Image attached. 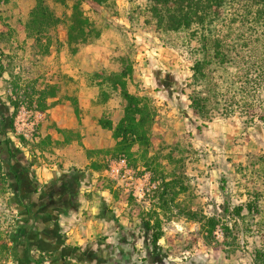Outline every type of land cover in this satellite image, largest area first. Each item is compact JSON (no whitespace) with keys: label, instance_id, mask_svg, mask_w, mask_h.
<instances>
[{"label":"rangeland","instance_id":"374dc122","mask_svg":"<svg viewBox=\"0 0 264 264\" xmlns=\"http://www.w3.org/2000/svg\"><path fill=\"white\" fill-rule=\"evenodd\" d=\"M46 3L63 23L44 37L50 39V48L47 55H42L24 29L34 1L0 0V52L4 68L0 78V102L7 107L0 105V110L6 112V124L13 112L7 100L12 96V83L17 82L21 89L34 86L36 90L45 88L46 94L54 93L58 100L47 99L49 108L68 98L71 107L74 108L75 100L79 108L71 83L79 74L89 82L93 73L71 75L76 62L65 42V27L73 0H46ZM149 6L148 0H112L98 14H93L82 3L100 33L108 27L114 29V24L122 28L120 35H123L125 48L114 57V62L120 65L121 58L129 61L133 73L127 84L128 91L147 97L157 111L151 126L152 143L145 150L134 147L135 167L130 168L123 161L124 180L109 174L110 166L120 160H111L104 154L92 155V160L104 166L101 171L94 172L88 165L82 169L87 173L90 189L83 191L82 198L90 202L88 207L95 205L97 208L100 202L105 203L106 210L114 216L113 224L122 226L123 233V245H118L123 250L119 251L116 246L119 239L108 236L110 245L102 243L100 247L105 250L106 262L96 260L93 264H158L154 260L145 262L149 258L143 243L146 235L140 226L149 216H157L160 220L159 264H253L255 252H264V40L261 27L251 21L242 23L240 16L245 5L223 10L214 38L219 39L227 58L223 66L218 63L208 66L205 70L207 83L198 87L191 71L194 61L201 58L197 28L158 29ZM116 19L128 26L116 23ZM117 28L114 29L116 33ZM95 39L92 36L88 44ZM56 51H60L58 63L51 59ZM207 88H211L212 100L208 104L207 117L200 118L190 109L188 95L195 96ZM111 99L108 109L101 115L105 119L114 117L117 110L122 111L123 101L119 95L112 94ZM45 112L36 111L34 103L30 110L20 104L12 118L14 133L3 134L0 130V136L1 140L9 138L28 163L40 164L47 172L54 167L62 168L64 162L57 150L64 147V140H74L84 146L76 133H58ZM37 113L43 114V118L38 119ZM79 114H82L80 108ZM50 129L54 136L60 134L63 140L59 142L52 137L47 140L50 135L45 134ZM144 151L145 155L141 156ZM84 154L87 157L86 150ZM0 165L3 168V164ZM12 171L22 172L18 174L22 187L14 181L5 182L0 175V243L11 242L21 220L27 217L22 214L24 207L16 198L24 202L33 199L35 191L40 189L43 194V189L48 190L47 185H38L25 166L15 165ZM39 178L44 179L40 173ZM161 180L171 182L164 187V205L158 201ZM248 204L255 207L252 213L245 209ZM220 206H227L229 211L243 206L242 217L233 221L226 216L224 220ZM83 210L84 227L89 226L93 231V215L88 209ZM190 212L197 213L198 217L214 216L226 221L237 238L234 246L223 249L206 245L198 224L189 218ZM105 228L101 224L96 229L102 241L106 238ZM216 237L222 242L218 229ZM111 244L114 248L109 247ZM23 254L19 253L22 259L25 258ZM129 254L132 255L130 262L126 260ZM15 259L16 252L13 249L4 251L0 244V264L20 263ZM68 264L85 263L70 260Z\"/></svg>","mask_w":264,"mask_h":264},{"label":"trees","instance_id":"16d2710c","mask_svg":"<svg viewBox=\"0 0 264 264\" xmlns=\"http://www.w3.org/2000/svg\"><path fill=\"white\" fill-rule=\"evenodd\" d=\"M33 1L34 4L29 11L28 20L24 25V29L26 36L32 39L36 46L40 48L42 55H47L50 48V39H45L44 37H46L51 29L56 28L63 22L54 14L46 3V0ZM59 1L62 2L64 0ZM111 1L73 0L71 13L65 27V42L72 54L76 53L79 46L88 44L92 36L98 38L100 35V32L95 28L94 22L89 19L82 8V3L88 6L91 13L98 14ZM148 3L150 4L149 12L156 21V27L158 29L163 28L168 31H178L181 29L189 30L192 26L197 28L196 33L200 34L199 52L201 58L194 61L191 71L194 83L198 87H202L203 84L207 83L208 76L205 72L206 68L212 63H218L223 66L227 58L226 52L220 47L219 39L214 38L215 27L221 21L223 10H235L237 7H243L245 5V10L240 16L242 23L246 24L247 21H251L253 24L259 25L264 40V0H148ZM44 39L46 42L42 44ZM120 61L121 68L118 72L106 73L104 70H99L93 72L90 76L91 83L99 90L98 101L100 103L107 102L111 98V95L115 93L123 101L122 116L116 124H113L110 119H105L102 116L98 119V125L103 130L111 132L114 144L106 150H86L87 158L90 159L88 168L94 172H99L104 167L102 164L92 160L94 153L109 156L111 160L124 161L128 167L133 168L137 162L134 156L135 152H133L134 147H137L139 150H145L152 143L151 126L157 117V111L147 97L134 95L128 91L127 84L132 78V66L127 59L121 58ZM3 73L2 54L0 52V78ZM49 88L53 89L51 86H48ZM207 89H201L195 96L188 95L190 109L200 118L207 117L206 115L209 112L208 104L212 100L211 88ZM10 91L12 96H8L7 100L13 108V112L8 119V124H6V112L0 110V130L3 134L14 133L12 118L20 104H24L26 109L30 110L33 108L34 103L36 111L45 112L49 108L47 99L56 97L54 93L46 94L45 88L36 90L34 86H24L21 89L17 82L12 83ZM73 102L74 112L78 115L77 102L75 100ZM0 105L7 109L5 103L0 102ZM55 130L58 133H65V130L62 129L56 128ZM47 140H50V136H47ZM66 142L65 140L63 141V143ZM144 153L145 151L141 156H144ZM0 164H3V168L0 165L2 179L7 183L14 181L18 187H22V180L18 178V174H22V172H13L12 168L18 165L25 166L28 169V167H31V164L25 160L24 154L20 149L14 148V144L9 138L1 140V136ZM170 184V181L164 182V180H161L160 196L158 197L161 205L166 204L164 197L166 195V189L164 187ZM16 201L23 206L24 202L18 197ZM254 208L251 204L245 206L248 213H252ZM29 209L25 208L28 214L30 213ZM220 209L223 213V219L228 216L229 219L235 221L242 217L243 206L234 208L232 211H229L227 206H220ZM101 212L107 215V218L113 223L114 216L111 211L106 210L105 203H102ZM189 218L198 224L201 239L206 245H214V247L222 246L223 249H226V246L233 247L236 243L237 238L226 221L222 222V220L214 216L198 217L195 212H190ZM140 228L146 235L143 243L149 259H154L156 256L161 258V250L157 245L158 241L162 238L159 218L157 216L154 218L149 216L143 219ZM217 229L223 239L222 242L217 240ZM115 232L122 239V226H116ZM27 233L28 231L25 229V225L21 224L12 236L11 242H7V240L1 241L2 249L8 252L13 249L16 252V262L20 261V263L17 262L18 264H44L45 261H49L48 264H53L55 260H53L52 253L43 252L38 254V259L31 257L27 247L29 244ZM224 251L227 252L228 250ZM21 252L22 254L24 253V259L19 256ZM95 259L99 262L101 261L98 258ZM253 264H264L263 251L257 250L255 252Z\"/></svg>","mask_w":264,"mask_h":264},{"label":"crops","instance_id":"0c3cea01","mask_svg":"<svg viewBox=\"0 0 264 264\" xmlns=\"http://www.w3.org/2000/svg\"><path fill=\"white\" fill-rule=\"evenodd\" d=\"M115 21L122 23L125 27L128 26L121 19ZM113 28H117V25L114 24ZM114 29L111 27L103 29L99 37L92 43L78 47L76 53L71 55V58L76 62V67L71 70L72 76L83 72L91 73L99 70L118 72L120 70V65L114 62V57L120 55L121 50L125 48L123 35H120L123 30L121 27L117 28L116 33ZM55 53L56 56H52L51 59L54 58L58 63L60 51ZM74 79L71 83L74 84L72 89L75 91L82 114H79L78 108V115H76L74 108L70 106L69 98L67 101L50 107L45 113L49 114L48 119L56 128L76 133L85 149L74 140L68 141L64 143V147L57 150L61 157L60 160L64 162L62 168L55 169L54 167L45 172V168L37 163L32 164L28 169L26 167L33 174L38 185H47L45 187H48V190L46 192L43 189V194L40 189L36 191L33 199L24 201L22 206L24 208L21 211L27 216L24 218L25 220H21V224H24L28 231L29 254L32 258L38 259V254L52 253L53 260H55L53 264H68L70 260L93 264V261L97 260L95 255L102 253L105 256V250H101L100 247H102V243L110 245L111 236L120 240L116 243L117 247L123 245L121 237H116L117 225L111 223L107 215L101 212L102 202L98 204L97 208L95 205L88 207L90 202L82 198L83 191L90 190L87 185V173L82 170L89 162L84 151L103 147L111 148L114 143L111 132L103 130L98 125V119L104 110L108 109L112 99L100 103L94 84L81 78L80 74ZM49 99L58 100L57 97ZM115 113L114 117H110L113 124H116L122 116L121 110H117ZM45 135H50L52 139L59 142L63 140L60 134L54 136L51 129ZM39 173L44 179L39 178ZM29 204L32 205L30 209ZM25 208L30 210L29 214L26 213ZM83 209H88V212L93 215V231L89 226L84 227L86 222L83 220L86 215H83ZM101 224L107 227L105 228L106 239L104 241L101 240V235L98 236L99 232L96 230ZM93 232H95L94 238H91L90 235ZM108 236L110 237L108 238ZM109 247L114 248L112 244ZM48 262L45 261L44 264H48Z\"/></svg>","mask_w":264,"mask_h":264},{"label":"built area","instance_id":"2783aa9c","mask_svg":"<svg viewBox=\"0 0 264 264\" xmlns=\"http://www.w3.org/2000/svg\"><path fill=\"white\" fill-rule=\"evenodd\" d=\"M36 117L38 119H42L43 114L37 113ZM109 174L113 178L124 180L126 178V171L124 170V162L119 161V162L113 163L109 168Z\"/></svg>","mask_w":264,"mask_h":264},{"label":"flooded vegetation","instance_id":"af4514ba","mask_svg":"<svg viewBox=\"0 0 264 264\" xmlns=\"http://www.w3.org/2000/svg\"><path fill=\"white\" fill-rule=\"evenodd\" d=\"M118 250H119V251H122L123 249H120V247H119ZM130 256H132V255L129 254V259H128V258L126 259V260L129 261V262L132 261V260L130 259ZM95 257L98 258V259L101 260V261H106V260H107V259L105 258L106 255L103 256L102 253H100L99 255H95ZM121 257H122L123 259L125 258V256H123V255H122ZM151 260H154V261H156V263L159 264L160 261H161V258L158 257V256H156L154 259H151V258L149 259V258H147V259L145 260V262H149V261H151Z\"/></svg>","mask_w":264,"mask_h":264}]
</instances>
